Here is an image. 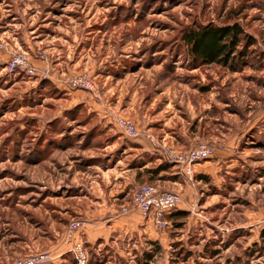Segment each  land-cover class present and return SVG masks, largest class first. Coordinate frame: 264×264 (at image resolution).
I'll use <instances>...</instances> for the list:
<instances>
[{"label":"rangeland","instance_id":"1","mask_svg":"<svg viewBox=\"0 0 264 264\" xmlns=\"http://www.w3.org/2000/svg\"><path fill=\"white\" fill-rule=\"evenodd\" d=\"M209 23L248 35L233 66L194 62L183 35ZM201 145L190 178L169 152ZM135 165L137 182L107 175ZM143 184L179 195L166 227L132 209ZM112 188L137 228L86 242ZM262 227L264 0H0V264H79L76 239L87 264H264Z\"/></svg>","mask_w":264,"mask_h":264},{"label":"built area","instance_id":"2","mask_svg":"<svg viewBox=\"0 0 264 264\" xmlns=\"http://www.w3.org/2000/svg\"><path fill=\"white\" fill-rule=\"evenodd\" d=\"M20 61H22V58L19 56L11 62L12 67ZM118 122L124 133L129 137L136 138L141 134L137 124L132 119L121 117L118 119ZM212 154L213 149L211 147L201 145L186 154L171 150L169 152V157L175 159L180 164L184 174L192 178L195 174V164ZM179 203L180 197L178 194L159 191L153 185L143 184L136 189L131 205L132 209L139 210L144 216L152 219L158 226L166 227V216L174 211ZM83 225L85 224L80 221H73L68 228L67 237L73 238L75 233L83 227ZM74 253L79 264H87L88 251L85 245L78 239L75 240ZM48 259V255L26 256L17 260L16 264H39Z\"/></svg>","mask_w":264,"mask_h":264},{"label":"trees","instance_id":"3","mask_svg":"<svg viewBox=\"0 0 264 264\" xmlns=\"http://www.w3.org/2000/svg\"><path fill=\"white\" fill-rule=\"evenodd\" d=\"M242 27L238 23H233L224 26H216L212 23L200 25L185 31L183 40L189 46V51L194 62L201 64L219 63L225 66H233L237 58V47L239 43L248 37ZM249 38V37H248ZM252 40L249 39V42ZM167 165H162L160 169L166 168ZM155 172L151 170V172ZM197 178L207 179V176L200 175ZM184 215L183 212H174L171 217L174 218ZM261 237L264 240V227H262ZM158 241L152 242L158 247ZM151 253H146L145 258H152Z\"/></svg>","mask_w":264,"mask_h":264},{"label":"crops","instance_id":"4","mask_svg":"<svg viewBox=\"0 0 264 264\" xmlns=\"http://www.w3.org/2000/svg\"><path fill=\"white\" fill-rule=\"evenodd\" d=\"M154 149L152 147H146V149H143L142 152H152ZM139 166L135 165L134 168H122V170H118V171H112L111 173H108V176H111V174H116V176L114 175L115 178H118L119 176H123L125 179L127 180H131L129 177L133 176L132 180L134 182H137V169H142L144 167H146V165H140ZM142 167V168H141ZM149 168V167H148ZM159 170H154L155 172H151V170H143L142 171V175H150V177L152 179H156V177L158 176L157 172H165L166 168L160 169V167L158 168ZM111 170V169H110ZM203 172H206L204 169L202 170ZM128 172V173H127ZM132 172V173H131ZM124 174V175H123ZM152 174V175H151ZM203 175V176H207L208 180V175L206 173H198L197 177ZM200 179V178H199ZM126 181V180H125ZM176 183L179 182V180H175ZM130 181H128L126 183L129 184ZM125 191L124 189H119L116 190L114 188H112L110 191L108 192L109 195V199L108 201L106 200L105 196L104 198L101 196H98L100 199L97 200L96 202L98 203L95 206V209L92 210V212L89 214V211L87 210V216H88V220H89V227L88 229L85 231V240L86 242H95L96 240H98L99 236H103L104 233H106L109 230H113V229H118L119 227L124 228L126 230H130V229H135L137 228V219H135V215H137V212H131L128 215H120L118 214V204H117V200H119V198H122L124 196H122V193ZM117 213V214H116ZM72 244V243H71Z\"/></svg>","mask_w":264,"mask_h":264}]
</instances>
